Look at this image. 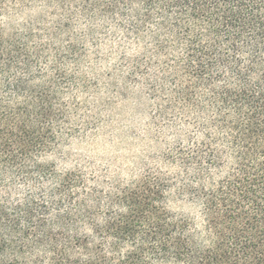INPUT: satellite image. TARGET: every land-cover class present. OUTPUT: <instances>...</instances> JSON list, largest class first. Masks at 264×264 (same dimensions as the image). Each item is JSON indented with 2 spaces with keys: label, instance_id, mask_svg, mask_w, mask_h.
I'll return each instance as SVG.
<instances>
[{
  "label": "trees",
  "instance_id": "trees-1",
  "mask_svg": "<svg viewBox=\"0 0 264 264\" xmlns=\"http://www.w3.org/2000/svg\"><path fill=\"white\" fill-rule=\"evenodd\" d=\"M29 1L0 0V264H264V0H49L67 25L146 42L135 73L191 106V218L167 208L174 177L104 191L38 163L62 139L65 58L7 34L4 14Z\"/></svg>",
  "mask_w": 264,
  "mask_h": 264
},
{
  "label": "rangeland",
  "instance_id": "rangeland-1",
  "mask_svg": "<svg viewBox=\"0 0 264 264\" xmlns=\"http://www.w3.org/2000/svg\"><path fill=\"white\" fill-rule=\"evenodd\" d=\"M62 14L49 0H31L4 14L7 34L38 36L49 45V62L65 58L62 139L38 163L57 176H84L104 191L126 188L150 173L174 177L167 208L191 218V169L179 161L191 149V106L186 114L175 109L162 93L150 91L143 67L135 73L146 60V42L138 45L109 21L67 25ZM170 88L166 94L174 93ZM17 189L14 199L26 191Z\"/></svg>",
  "mask_w": 264,
  "mask_h": 264
}]
</instances>
